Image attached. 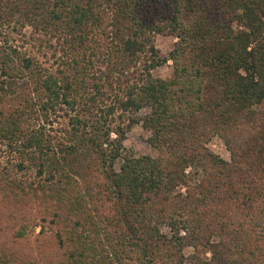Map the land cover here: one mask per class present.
<instances>
[{
	"label": "trees",
	"instance_id": "trees-1",
	"mask_svg": "<svg viewBox=\"0 0 264 264\" xmlns=\"http://www.w3.org/2000/svg\"><path fill=\"white\" fill-rule=\"evenodd\" d=\"M263 103L264 0H0V264H264Z\"/></svg>",
	"mask_w": 264,
	"mask_h": 264
},
{
	"label": "rangeland",
	"instance_id": "rangeland-1",
	"mask_svg": "<svg viewBox=\"0 0 264 264\" xmlns=\"http://www.w3.org/2000/svg\"><path fill=\"white\" fill-rule=\"evenodd\" d=\"M24 34H13L11 35V39H13L14 44L17 46H22L24 49H29L30 50V44L31 41L27 39L29 36L30 29H26ZM154 41V46L155 49L161 54V55H167L173 48L176 39L169 37V36H162V35H155L153 37ZM38 43V42H37ZM22 48V49H23ZM37 49V48H35ZM35 49L33 52H36ZM31 50V51H32ZM45 53V56L43 55ZM52 51L45 49L44 47L41 49V53L39 55L41 56V59L44 63L50 64L55 58L52 57ZM56 65L54 66V68ZM152 75L154 77L162 78V79H171L173 76V68H172V63L169 61L167 62L164 66L156 68L152 71ZM264 105V103H263ZM148 113L147 109L141 110L136 114L137 117L141 118L145 116ZM150 131L144 129L142 127L141 122L134 124L131 129L127 132L125 139L123 141V147L125 151L128 154H132L136 157L139 156H150V157H157L158 153L157 151L150 146L148 143V138L150 137ZM205 147L207 150H209L212 154L218 156L224 161H229L230 160V154L229 151L227 150L224 141L218 137L214 136L212 137L206 144ZM186 174H187V180L191 184H197L200 177L202 176V173L200 169H194L188 167L186 169ZM170 191L173 194H182L184 195L185 193V187L181 184H175L171 185ZM161 231L165 235H169V231L167 228L162 227ZM218 241L217 237H212L211 243H216ZM193 253L192 248H186L184 250L185 256L189 257ZM203 255H205V258H210L211 257V252L206 251Z\"/></svg>",
	"mask_w": 264,
	"mask_h": 264
}]
</instances>
